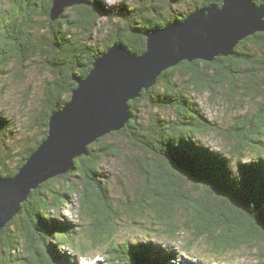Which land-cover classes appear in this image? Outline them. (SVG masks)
<instances>
[{
  "label": "trees",
  "instance_id": "trees-1",
  "mask_svg": "<svg viewBox=\"0 0 264 264\" xmlns=\"http://www.w3.org/2000/svg\"><path fill=\"white\" fill-rule=\"evenodd\" d=\"M87 1L52 20L53 0H0V75L6 73L13 50L22 62L41 51L56 75L45 90L42 137L27 146L14 169L7 160L12 151L0 157V177L17 173L47 137L51 113L70 100L77 87L75 76L86 77L95 59L114 43L142 54L148 34L156 28L223 3L193 0L187 10L169 13L173 4L190 0L115 5ZM204 92L215 98L225 95L241 108L251 100L256 109L235 115L225 126L203 111L197 93ZM129 104L131 118L124 128L90 144L88 152L75 159L74 169L44 182L22 203L21 211L0 231V264H204L180 252L189 256L205 236L210 239L207 250L221 255L264 241V31L241 40L232 55L214 61L185 60L165 70ZM143 105L148 107L146 114ZM3 114L0 107V132L8 128ZM210 136L220 146H211ZM110 137L127 140L141 154L133 160L145 183L133 199L129 194L126 201L115 199L111 177L104 170L108 157L118 158L122 152ZM3 144L7 145L2 138L0 148ZM184 180L192 182V190L185 189ZM200 189L201 196L192 194ZM73 197L76 222L62 219L63 207ZM122 212L147 218V228L155 232L140 240L117 241ZM192 225L195 237L177 251L169 239L176 242ZM82 234L91 247L105 243L103 254L84 257L88 246ZM258 264H264V253Z\"/></svg>",
  "mask_w": 264,
  "mask_h": 264
},
{
  "label": "water",
  "instance_id": "water-1",
  "mask_svg": "<svg viewBox=\"0 0 264 264\" xmlns=\"http://www.w3.org/2000/svg\"><path fill=\"white\" fill-rule=\"evenodd\" d=\"M87 0H53L51 19ZM264 31V4L254 0H223L198 8L181 21L156 28L142 54L114 43L97 57L63 108L53 111L48 135L12 177H0V231L44 182L75 168V159L100 137L126 126L129 102L141 97L161 74L182 61H214L234 53L236 45Z\"/></svg>",
  "mask_w": 264,
  "mask_h": 264
},
{
  "label": "rangeland",
  "instance_id": "rangeland-1",
  "mask_svg": "<svg viewBox=\"0 0 264 264\" xmlns=\"http://www.w3.org/2000/svg\"><path fill=\"white\" fill-rule=\"evenodd\" d=\"M122 1L129 3L132 0H108V4L115 5ZM134 1V0H133ZM194 4L193 0L186 2L183 5L173 4L170 6L169 13H180V11L187 10ZM3 28L0 32L3 33ZM33 60L21 61L20 53L17 50L10 52L11 63L6 68V73L0 75V107L3 111V115L6 117L4 121L5 125H8L7 130L0 132V140L3 138L5 143L0 148V157L6 156L8 152H13V157L9 158L8 166L10 169H14L18 165L22 154L28 145L40 139L43 134V126L41 122V114L43 110V103L45 98L46 87L50 83H53L56 79V75L52 72L45 61V55L41 51H37ZM197 99L200 102L203 111L209 116L210 119L216 120L228 126L233 122V117L238 114L245 113L246 110H254V102L251 100L246 101V107H239L231 103L225 95L219 94V97L215 98L211 93H197ZM143 114H146L148 107L143 105L141 107ZM208 140L211 146H217L220 144L215 137L210 136ZM109 141L118 145L122 152L118 158L108 157L105 163V171L110 175L112 180V190L115 195V199L120 201L127 200V194L131 199L135 198L136 194L143 188L145 180L139 173L137 164L133 160L136 156L141 155L135 147L122 138H112ZM185 189L192 190V182L184 180ZM192 192V191H191ZM190 192V193H191ZM194 196H201L202 189L193 191ZM129 199V198H128ZM77 197H73L72 203L63 207L62 219L73 220L76 222L78 219V211L76 204ZM122 220H120L121 231L116 233L115 239L117 241H125L127 239L140 240L144 237L150 236L155 231L149 230L150 222L147 218H139L132 216V214L121 213ZM179 216V213L178 215ZM150 221L153 218L148 217ZM194 225L191 228H186V232L182 234L181 238L176 240H170L169 244L176 247V250L180 252L183 250L185 243L191 241L195 236L193 233ZM151 234V235H152ZM82 240L86 242L88 246L86 248V254L84 257H97L103 254L105 243H99L94 247L89 241V237L86 234H82ZM210 239L205 237L197 240L193 251L187 256L185 253L180 255L183 258H191L194 260L203 259L204 264H258L264 253V241H256L252 245H244L238 249L227 251L225 254H216L209 252L207 243ZM66 252L71 253L72 250L67 246L64 248ZM78 254L77 252H75ZM80 256V254H78Z\"/></svg>",
  "mask_w": 264,
  "mask_h": 264
},
{
  "label": "bare ground",
  "instance_id": "bare-ground-1",
  "mask_svg": "<svg viewBox=\"0 0 264 264\" xmlns=\"http://www.w3.org/2000/svg\"><path fill=\"white\" fill-rule=\"evenodd\" d=\"M179 21H181V20H179Z\"/></svg>",
  "mask_w": 264,
  "mask_h": 264
}]
</instances>
